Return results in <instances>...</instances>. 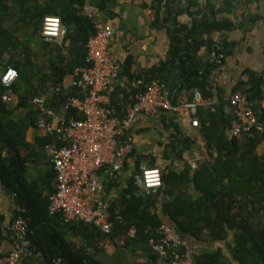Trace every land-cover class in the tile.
<instances>
[{"label": "trees", "instance_id": "1", "mask_svg": "<svg viewBox=\"0 0 264 264\" xmlns=\"http://www.w3.org/2000/svg\"><path fill=\"white\" fill-rule=\"evenodd\" d=\"M111 1L99 0V11L113 14ZM177 1L156 0L158 9L166 12L163 23L170 36L167 59L138 74L132 71L130 57L122 64L112 96V106L119 115H123L129 96L139 89L136 83L138 79L157 77L168 83L166 79L174 69L179 72L181 88L197 89L202 97L213 99L210 74L233 52L234 43L227 39L218 43L204 38V35L232 31L236 25L229 19L218 20L214 14L176 9ZM8 2L0 0V33H8L6 38L0 37V65L6 66V70L10 65L14 66L19 77L10 87L3 85L0 80V179L17 192V207L12 219L23 216L28 220V249L40 255L39 260L25 259L23 264H50L57 257H62L63 264H104L95 259L89 249L97 250L101 240L116 242L132 226L137 228V237L129 240L126 247L152 252V258L155 259L159 256L152 251L150 242L161 237L158 229L166 223L163 216L169 217L179 231L186 235L201 239L203 234H207L213 241L227 242L230 256L225 254L223 247H218L195 255L196 264H264V148L259 150L264 143V131L255 130L253 135H232L234 117L228 110L229 100L212 105L208 116H202L199 112L201 132L210 158L199 163L195 169L186 165L181 172L161 168L164 185L168 187L164 192L171 196L162 203V214L158 210L162 188L156 194L142 193L135 183L134 175L122 190L120 198L113 202L114 207L122 205L123 220L117 222L111 234H105L84 221L65 223L60 215L49 212L50 195L48 200H40L30 194L20 171L30 158V154L24 153L28 150L31 152L26 133L29 126H35L33 114L38 112L30 100L36 94L45 92L51 84L62 81L76 67L92 65L88 60V43L97 33L98 20L95 15L86 12V0H10L15 20L12 29L4 32L1 27L2 14L9 9ZM184 12L191 17L190 24L179 21V16ZM18 14L24 18L18 20ZM48 15L61 17L67 27V45L59 46L55 42L43 40L44 59L38 60L35 53L25 51L37 44V39H43L42 23ZM21 24L26 29L20 32L23 34L19 37ZM22 45L24 48L19 53ZM203 47L215 52L212 59L205 60L200 55ZM11 48L16 52L10 54L12 58L9 65H5L2 63L4 54ZM220 54L224 55L222 63L216 61ZM262 82L264 80L260 78L255 86L244 93L253 102L259 119L264 121V110L258 112L255 102L257 97H261ZM7 92L17 94L18 106L28 109L25 118L15 117V108L3 99ZM54 97L50 102L55 106L60 105L62 101L58 100V96ZM167 127H175L179 132L173 120ZM51 141L50 135L38 138L40 149L45 151ZM171 145L177 150L173 139ZM189 148L188 140L183 139L179 154ZM139 165L140 161L137 163ZM149 166L156 165L150 163ZM114 180L104 181L107 191L115 185ZM4 221L5 217L0 216V240L4 237L1 235ZM69 235L78 237L79 241L69 239ZM231 235L232 241L229 242Z\"/></svg>", "mask_w": 264, "mask_h": 264}, {"label": "crops", "instance_id": "2", "mask_svg": "<svg viewBox=\"0 0 264 264\" xmlns=\"http://www.w3.org/2000/svg\"><path fill=\"white\" fill-rule=\"evenodd\" d=\"M98 1L86 0L85 10L89 14L95 15L98 22L109 23L114 27V54L121 65L130 57L132 59V71L138 74L159 65L167 59L170 49V36L167 26L163 23V16L166 12L158 9L156 0H112L111 9L114 12L113 14L99 11ZM10 5L9 0V9L2 14L1 27H3L4 32L12 29L13 20H15ZM175 8L189 9L193 12L201 11L202 14L208 15L214 14L218 20H231L236 25L234 30L207 33L204 38L212 39L218 43H222V40L227 39L234 43L233 52L226 56L224 63L210 74L209 80L214 97L213 99L202 97L203 101L197 114L199 125L193 124L194 116L184 107H181L175 113L138 115L130 130L129 139L133 144V152L114 180L115 185L108 191V196L112 202L120 198L122 190L128 185L129 179L138 169V161L148 165L153 163L156 165L155 167L166 170L174 169L181 172L186 165H191L195 169L199 166V163L206 158H210L204 135L201 132L202 122L199 112L202 113V116H208L210 107L215 103L221 100L228 101L235 91L245 92V90L255 86L260 78L264 80V0H178ZM21 17L24 18V16L18 14L17 19L19 20ZM179 21L190 24L191 17L184 12L179 16ZM19 29V37H22L23 33L20 32L25 31L26 27L21 24ZM6 34L8 33H0V37L6 38ZM43 40L44 38L37 39V44L31 46L25 52L35 53L38 60L44 59L42 56L44 51ZM57 45H67V38L65 37L62 44L57 43ZM23 48L22 45L18 52L22 53ZM15 52L12 48L9 52H6L2 63L9 65L11 55ZM200 55L208 60L213 58L215 52L203 47ZM9 67L14 66L10 65ZM5 70L6 66L0 65V77ZM178 76V70L174 69L166 79L173 92V101L179 104L192 101L199 90L181 88ZM260 88L261 97H257L255 101L258 112L264 110V82H262ZM257 92H259V89ZM11 95L12 100L10 103L15 108V117L25 118L28 109L18 106L19 96L17 94L11 92ZM62 98L59 99L62 100ZM228 110L232 113L231 105ZM39 116L38 112L33 114L35 120ZM171 120L178 125L179 132L175 127H167ZM45 135V132L37 127L36 122L35 126H29L26 139L31 144V152L28 150L24 153L30 154V158L27 159L20 170L23 176L22 181L28 185L30 194L34 195L35 198H40V200H48L50 193L56 190V172L46 151H42L38 143V138ZM172 139L176 141L177 150L171 145ZM183 139L188 140L190 148L179 154V146ZM263 148L264 143L259 147V150ZM105 178L103 179L107 180V175ZM167 188L164 185L159 196L158 210L161 214L162 203L171 197L164 192ZM17 196V192L8 188L0 179V216L5 217L1 228V235L4 237L0 240V255L8 253L12 247V234L9 230V224L13 220V213L17 207L15 200ZM163 217L165 222L171 224L179 236L187 241V248L193 256L206 251H213L218 247H223L225 254L230 256L231 251L226 241H213L207 237V234H203L201 239H196L180 232L177 225L169 217ZM68 237L75 242L79 241L78 237L71 235ZM231 239L232 235L228 238L229 242L232 241ZM89 253L104 264H162L163 261L160 257L153 259L152 252H143L141 249L134 247L123 248L118 246L116 242L103 240L100 241L97 250L90 248ZM39 257L40 255L33 252L26 253L23 261L25 259L37 261ZM167 264L169 263L167 262Z\"/></svg>", "mask_w": 264, "mask_h": 264}, {"label": "built area", "instance_id": "3", "mask_svg": "<svg viewBox=\"0 0 264 264\" xmlns=\"http://www.w3.org/2000/svg\"><path fill=\"white\" fill-rule=\"evenodd\" d=\"M49 19L59 20L55 35L46 32ZM66 34L67 28L61 17L48 15L44 18L42 36L45 41L62 44ZM114 39V27L98 22L97 33L88 43V60L92 65L76 67L62 81L50 85L45 92L36 94L30 100L40 114L36 120L37 127L52 138L45 148L56 172V190L49 197V212L60 215L65 223L84 221L105 234H111L117 222L123 220V207L113 206L104 182L105 176L116 179L132 154L130 130L138 115L175 113L184 107L194 116L193 124L197 126L198 109L203 101L198 92L192 101L176 103L169 84L161 78H140L136 81L139 89L129 96L123 115H119L112 106V96L122 67L114 54ZM223 58L224 55L220 54L216 61L222 63ZM9 69L17 74L4 82L3 77ZM18 77V70L8 67L0 80L10 87ZM54 96L62 101L60 105L50 102ZM3 99L10 102L11 92L4 94ZM229 101L234 117L232 135H253L255 130L264 131V121L259 119L248 94L235 91ZM148 171L157 173L159 184H147ZM134 178L140 191L147 195L156 194L164 186L161 168L143 162ZM9 230L13 233L12 247L8 253L0 255V264H23L26 253H31L27 243L28 220L23 216L16 217L10 222ZM158 233L161 237L150 243L152 251L160 258L169 264H196L187 248V241L171 224H162ZM136 237L137 228L132 226L116 243L125 248L127 242ZM63 263L62 257H57L50 264Z\"/></svg>", "mask_w": 264, "mask_h": 264}, {"label": "clouds", "instance_id": "4", "mask_svg": "<svg viewBox=\"0 0 264 264\" xmlns=\"http://www.w3.org/2000/svg\"><path fill=\"white\" fill-rule=\"evenodd\" d=\"M58 25H59L58 19L47 20L46 32L54 34V35L57 34ZM16 74L17 73L15 72V70L9 69V71L7 72V75L3 77L4 82H7L9 78L14 77ZM146 176H147V184L149 186L157 185L160 183V180L155 171H148Z\"/></svg>", "mask_w": 264, "mask_h": 264}, {"label": "rangeland", "instance_id": "5", "mask_svg": "<svg viewBox=\"0 0 264 264\" xmlns=\"http://www.w3.org/2000/svg\"><path fill=\"white\" fill-rule=\"evenodd\" d=\"M260 150H262V149H260ZM162 260H163V261H162V264H167V262H165L164 259H162Z\"/></svg>", "mask_w": 264, "mask_h": 264}]
</instances>
